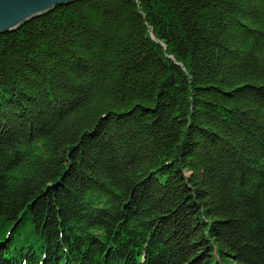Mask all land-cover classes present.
Instances as JSON below:
<instances>
[{"label":"trees","instance_id":"1","mask_svg":"<svg viewBox=\"0 0 264 264\" xmlns=\"http://www.w3.org/2000/svg\"><path fill=\"white\" fill-rule=\"evenodd\" d=\"M0 264H264V0L1 34Z\"/></svg>","mask_w":264,"mask_h":264},{"label":"water","instance_id":"2","mask_svg":"<svg viewBox=\"0 0 264 264\" xmlns=\"http://www.w3.org/2000/svg\"><path fill=\"white\" fill-rule=\"evenodd\" d=\"M77 1L81 0H0V35L19 30L28 21L51 12L55 7Z\"/></svg>","mask_w":264,"mask_h":264}]
</instances>
